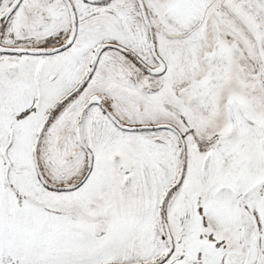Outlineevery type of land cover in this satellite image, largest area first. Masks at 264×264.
<instances>
[{"label":"snow or ice","instance_id":"snow-or-ice-1","mask_svg":"<svg viewBox=\"0 0 264 264\" xmlns=\"http://www.w3.org/2000/svg\"><path fill=\"white\" fill-rule=\"evenodd\" d=\"M0 264H264V0H0Z\"/></svg>","mask_w":264,"mask_h":264}]
</instances>
